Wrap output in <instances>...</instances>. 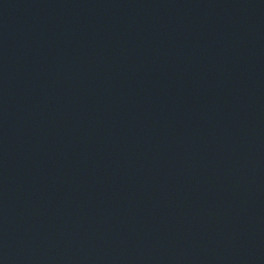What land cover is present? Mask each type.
<instances>
[{
    "label": "water",
    "instance_id": "95a60500",
    "mask_svg": "<svg viewBox=\"0 0 264 264\" xmlns=\"http://www.w3.org/2000/svg\"><path fill=\"white\" fill-rule=\"evenodd\" d=\"M0 264H264V0H0Z\"/></svg>",
    "mask_w": 264,
    "mask_h": 264
}]
</instances>
